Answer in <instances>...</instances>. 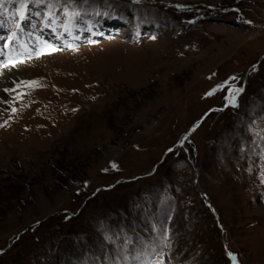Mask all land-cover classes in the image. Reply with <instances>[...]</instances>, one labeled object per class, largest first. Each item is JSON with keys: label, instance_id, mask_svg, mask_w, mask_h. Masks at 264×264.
Here are the masks:
<instances>
[{"label": "rangeland", "instance_id": "rangeland-1", "mask_svg": "<svg viewBox=\"0 0 264 264\" xmlns=\"http://www.w3.org/2000/svg\"><path fill=\"white\" fill-rule=\"evenodd\" d=\"M7 5L12 33L21 4ZM25 15L45 41L0 75V264H138L153 247L164 264H264V0H60ZM236 86L235 106L161 160Z\"/></svg>", "mask_w": 264, "mask_h": 264}, {"label": "snow or ice", "instance_id": "snow-or-ice-1", "mask_svg": "<svg viewBox=\"0 0 264 264\" xmlns=\"http://www.w3.org/2000/svg\"><path fill=\"white\" fill-rule=\"evenodd\" d=\"M16 2H17V0H0V26H3V23H4L2 17L4 16V13L6 11V9L4 7L5 4H12V3H16ZM29 3L37 4V5L47 3L48 8L51 9L53 7L59 6L60 5V0H20L21 10L19 12V20H25L27 18L26 15H25V11H26V5L29 4ZM68 3H73L74 4L75 0H68ZM83 3L87 4V3H89V0H83ZM133 3H140V0H133ZM99 14L100 13H97V15H99ZM36 15H40V13H36ZM48 16L50 18H52V22L55 23V19H56L55 14L53 12L49 11ZM79 16H80V12H78V11L71 12V14L69 16V22H68V24H66L64 26L65 32L69 31V26L71 25L72 18L79 17ZM248 23H251V22L248 21ZM15 27L17 29H19L21 26H20L19 23H15ZM15 35H16V33L13 32L12 36L9 37V39H14ZM49 47H51V46L49 45ZM52 50L56 51L57 49L53 48ZM20 63H23V61H20ZM9 66L17 67L18 65H17V63L13 62L11 59L9 60L8 63L0 64V67H3V68H8ZM21 83L26 84L28 86H37V84H38L37 81H24V82H21ZM5 91H9V89H5ZM241 91H242V89H232V88H230L229 89L230 96L227 97L226 99H229V102L233 106H235V94H238ZM211 94L212 93L210 92L207 95H211ZM13 111L15 112L16 109H13ZM5 123H7V121H5ZM0 126H3V125H0ZM161 245H162L163 248H171L170 239L167 238V237H164L161 240ZM161 254L162 253H158L156 251V248L153 247L151 253H145L144 254L145 258L143 260H140L139 256L135 257L134 259H136L138 261V264H164V261L161 260V259L151 260V259L148 258L150 255L159 256ZM229 256L233 257V260H235L234 254L229 253Z\"/></svg>", "mask_w": 264, "mask_h": 264}, {"label": "water", "instance_id": "water-1", "mask_svg": "<svg viewBox=\"0 0 264 264\" xmlns=\"http://www.w3.org/2000/svg\"><path fill=\"white\" fill-rule=\"evenodd\" d=\"M263 56H264V54H262V55L260 56V58H262ZM260 58H259V59H260ZM255 65H256V63H253V64L249 65V66L246 68V70H245V72H244V79H243V81L245 80L248 71H249L252 67H254ZM230 88H232V89H237V88H234V87H230ZM230 88H229V89H230ZM229 96H230V93H229V90H228V93H227V95H226V98L229 97ZM228 102H229V99H226L225 102L222 104L221 107H211V108L208 109L206 112H204V114H203L198 120H196L192 125H190V126L186 129V131H184V132L178 137L177 141H176L172 146L168 147V148L164 151V153H163V155H162V157H161V160L163 159V157L165 156V154L171 152V151H172L173 149H175L178 145L182 144V142H183L188 136H190V135L192 134V132H193V131L196 129V127L202 122V120L207 116V114H208L209 112L214 111V110H221L222 108L226 107V105L228 104ZM157 164H158V163H157ZM157 164H155V165L153 166V168L149 171V173H151V172H153V171L155 170ZM126 180H128V179L120 178V179H118L115 183L111 184L110 186H100V187L96 188V189H95V192L98 191V190H100V189L110 188L111 186H113V185L116 184L117 182H120V181H126Z\"/></svg>", "mask_w": 264, "mask_h": 264}, {"label": "built area", "instance_id": "built-area-1", "mask_svg": "<svg viewBox=\"0 0 264 264\" xmlns=\"http://www.w3.org/2000/svg\"><path fill=\"white\" fill-rule=\"evenodd\" d=\"M164 113H165V108H161L153 116H148V118L145 121H143L141 123V125L136 126L133 129V131L130 132L131 134H129L125 138L126 141L123 142L124 144L122 143V145H121V143H120L121 148L123 147V145L125 146V148H127L128 145L132 144L133 141L135 140L136 136L138 134H140L144 130L145 127L150 128V127H153V126H157L159 121H160V118L162 117V115Z\"/></svg>", "mask_w": 264, "mask_h": 264}, {"label": "bare ground", "instance_id": "bare-ground-1", "mask_svg": "<svg viewBox=\"0 0 264 264\" xmlns=\"http://www.w3.org/2000/svg\"><path fill=\"white\" fill-rule=\"evenodd\" d=\"M23 45L25 44L24 42L22 43ZM21 47H22V45H21ZM23 48V47H22ZM4 50L2 49L1 51H0V53L1 52H3ZM39 60V59H38ZM38 60H35V61H32V62H36V61H38ZM0 61H1V63L3 62V60L0 58ZM32 62H29V63H32ZM28 64V63H27ZM24 66H25V64L24 65H22V66H20V67H18L17 69L16 68H14V67H9L10 68V74L9 75H7V73H6V68H2V69H0V75L2 76V78L4 79V78H7V79H10V78H17V75H18V73H22V71H23V68H24ZM17 70H19L18 72H17ZM9 71V70H8ZM1 80V79H0ZM16 80V79H15ZM12 81V80H11ZM2 83H3V81H2ZM5 90V89H4ZM4 93V91L1 89L0 90V96L2 95ZM3 96V95H2ZM5 96V95H4ZM1 100V99H0Z\"/></svg>", "mask_w": 264, "mask_h": 264}]
</instances>
